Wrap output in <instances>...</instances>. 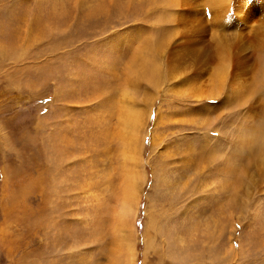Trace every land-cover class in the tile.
<instances>
[{"label":"rangeland","instance_id":"1","mask_svg":"<svg viewBox=\"0 0 264 264\" xmlns=\"http://www.w3.org/2000/svg\"><path fill=\"white\" fill-rule=\"evenodd\" d=\"M252 1L0 0V264H264V177H243L264 161V117L230 158L264 98V46L235 90L214 80L221 47L260 26ZM127 77L144 110L132 148ZM131 159L132 251L115 229Z\"/></svg>","mask_w":264,"mask_h":264},{"label":"bare ground","instance_id":"2","mask_svg":"<svg viewBox=\"0 0 264 264\" xmlns=\"http://www.w3.org/2000/svg\"><path fill=\"white\" fill-rule=\"evenodd\" d=\"M222 2L224 3V0H220V2H218V3L222 4ZM252 7L258 15L257 19L260 21L259 22L260 26H258L259 28L258 27H257L258 29L255 28L257 30H255V32L252 34V36L250 34V37L248 36L249 38H246V40H243V38L242 39L241 38L235 39L236 40V46L235 47H232L230 44H226L225 47H223V48L221 47L223 61L227 62V64L225 62H224V64L222 63L223 64V67L221 68L222 71L219 72L215 76L214 80H216L217 83L221 84L222 80L225 79L224 77H226L227 78V85H228L229 89H231V90H235L239 81L244 79L243 77L247 73V70H245V69H249L248 67L250 66V64H254L257 61V49L260 48V46H264V30L262 29V25L264 24V0H253L252 1ZM198 43L199 42H194L193 45H190V46H196ZM187 47H189V46H187ZM190 50H191V48H190ZM152 51H153V49H152ZM204 56H206V55H204ZM153 67L154 68L151 69V71L149 72L150 74H156L157 71H159V66L157 65V63H153ZM168 71L170 73V70H168ZM131 73H134L133 77H136L137 75H139L140 71L135 72L131 68L129 70V72L127 73V75H129ZM133 77H127L125 82H124V84H126V85L122 87V91H123L122 102L125 103V101L128 100V102L131 105L129 107H132V108H131V110H130V108L125 109L123 114H119V119H118V123H120V122L123 123L122 124L123 127L119 128L120 130L118 131V138L122 141V144L126 143L124 146L127 145L130 148H132L133 141L135 140L133 133L136 132L138 134L139 129H140L142 122H143V118H144L143 117V114H144L143 111L144 110L142 111L140 108L136 109L133 105L134 104V102L132 101L133 97L131 94V90L129 89L130 87H132L131 85L133 84V80L131 81V78H133ZM141 79H143V78H141ZM246 83H247V81H246ZM246 83H245V86H246ZM192 92H193V90H192ZM128 95H130V96H128ZM261 95L258 97L256 95L257 98L255 100L253 99L254 100V102L252 104L253 107L251 108L250 107L251 104H250L247 108L249 111L252 112L251 120L248 121L243 127L239 128V129L236 128L237 132L234 135L235 143L233 145L234 153L232 154V156H230V158L233 160H236L238 163L242 162L244 159L248 158V156L251 155V150H252L253 146H255L254 144H255L256 140L258 139V137H260L259 136V133L261 132L260 121H263V120H261L262 119L261 117H264V98ZM128 102L126 101V103H128ZM123 105H125V104H123ZM133 138H134V140H133ZM137 139H138V135H137ZM127 164H129V165L125 166L127 168L126 169L127 170V172H126L127 173L126 174V183L123 187V193L121 196V202H120L119 209L116 211L117 216L115 218V229H117V232L119 233V237L121 239V240H119L120 246L129 247V249L132 251L133 247H134L132 244V238H131V236L133 235L132 233L134 231L133 218L135 215V211H137L136 207H137V204L139 202L140 187L142 184V180H141L140 172L136 168L138 166V164L135 163V161L132 162V159ZM239 166H242V165L238 164L237 167H239ZM251 167H252V170L248 171L243 176V177H245L246 180H248V184L250 181H252V178H254V177H252L253 175H251L252 172L257 174V178L264 177V171H262V170H264V161L263 162H254ZM251 167H249V169ZM237 171L234 170L233 172H231V173H234V175L231 176L232 179L235 178V176H236L235 174H237ZM227 172H230V170H228ZM229 174L227 173V175H229ZM232 179L227 180V183L229 184V186L233 184ZM37 183L41 184L40 178L37 179ZM241 187H245V186L238 185L236 188L240 189ZM66 233H67V231H66ZM179 239H180V236H179ZM126 240H128V242H126ZM130 255H132V254L130 253ZM120 258H122V257H120Z\"/></svg>","mask_w":264,"mask_h":264},{"label":"snow or ice","instance_id":"3","mask_svg":"<svg viewBox=\"0 0 264 264\" xmlns=\"http://www.w3.org/2000/svg\"><path fill=\"white\" fill-rule=\"evenodd\" d=\"M210 102H214V101H210Z\"/></svg>","mask_w":264,"mask_h":264}]
</instances>
